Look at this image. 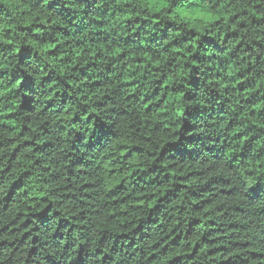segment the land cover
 Returning <instances> with one entry per match:
<instances>
[{"label": "trees", "instance_id": "obj_1", "mask_svg": "<svg viewBox=\"0 0 264 264\" xmlns=\"http://www.w3.org/2000/svg\"><path fill=\"white\" fill-rule=\"evenodd\" d=\"M0 0V264H264V0Z\"/></svg>", "mask_w": 264, "mask_h": 264}, {"label": "clouds", "instance_id": "obj_2", "mask_svg": "<svg viewBox=\"0 0 264 264\" xmlns=\"http://www.w3.org/2000/svg\"><path fill=\"white\" fill-rule=\"evenodd\" d=\"M188 2H189V3H193V2L198 3L199 0H188ZM161 6H162V7L165 6L164 3H163V0H161Z\"/></svg>", "mask_w": 264, "mask_h": 264}]
</instances>
